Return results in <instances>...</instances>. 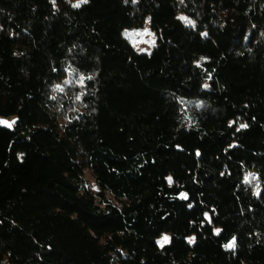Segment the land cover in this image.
Segmentation results:
<instances>
[{
	"label": "trees",
	"instance_id": "trees-1",
	"mask_svg": "<svg viewBox=\"0 0 264 264\" xmlns=\"http://www.w3.org/2000/svg\"><path fill=\"white\" fill-rule=\"evenodd\" d=\"M76 2L0 0V264H264V0Z\"/></svg>",
	"mask_w": 264,
	"mask_h": 264
},
{
	"label": "rangeland",
	"instance_id": "rangeland-1",
	"mask_svg": "<svg viewBox=\"0 0 264 264\" xmlns=\"http://www.w3.org/2000/svg\"><path fill=\"white\" fill-rule=\"evenodd\" d=\"M80 2H83V0H77L76 3L79 4ZM145 33H147V34H145ZM125 36L130 41V43L132 44L133 48L137 52L150 54V53L153 52L154 47L157 44V35H156V33H154L151 30V26H150L149 21H146V23L140 28L126 30L125 31ZM0 121L9 122L11 124V127H8V128H13V126H14V124L16 122V116H11V117H2V116H0ZM0 125L5 126L3 124H0ZM5 127H7V126H5ZM87 177L91 181L93 187L95 189H97V187H96V185L94 183L93 177L91 175H88ZM164 237H168V240L170 241V237L169 236H162L160 239H158V241H161ZM168 243H166V244H168ZM166 244H164V245H166Z\"/></svg>",
	"mask_w": 264,
	"mask_h": 264
},
{
	"label": "snow or ice",
	"instance_id": "snow-or-ice-1",
	"mask_svg": "<svg viewBox=\"0 0 264 264\" xmlns=\"http://www.w3.org/2000/svg\"><path fill=\"white\" fill-rule=\"evenodd\" d=\"M79 6H80L79 4L74 5V7H79ZM182 19H184V18H182ZM145 34H147V33H145ZM13 123H14V122H13ZM0 124H3V125H5V126H7V127H11V124H10L9 122H7V121H0ZM168 182H169L170 184L172 183L171 178H169ZM258 194H259V193H257V195H258ZM181 198H182V199H187V195L184 194V193H181ZM205 218L207 219L208 217L206 216ZM216 234L218 235V234H219V231H217ZM168 242H169L168 237H164L161 241H158V243H159L161 246H163L164 244H166V243H168ZM189 243H192V241L190 240ZM234 246H235V241L233 240V241L230 242L228 245H226V248H228V249H232V248H234Z\"/></svg>",
	"mask_w": 264,
	"mask_h": 264
},
{
	"label": "clouds",
	"instance_id": "clouds-1",
	"mask_svg": "<svg viewBox=\"0 0 264 264\" xmlns=\"http://www.w3.org/2000/svg\"><path fill=\"white\" fill-rule=\"evenodd\" d=\"M83 2H84V3H87V2H88V0H83Z\"/></svg>",
	"mask_w": 264,
	"mask_h": 264
}]
</instances>
